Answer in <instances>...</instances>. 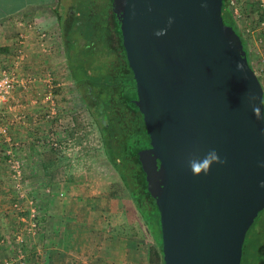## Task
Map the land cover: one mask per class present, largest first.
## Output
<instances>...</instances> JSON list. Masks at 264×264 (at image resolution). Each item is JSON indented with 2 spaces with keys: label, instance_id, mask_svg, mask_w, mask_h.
<instances>
[{
  "label": "water",
  "instance_id": "obj_1",
  "mask_svg": "<svg viewBox=\"0 0 264 264\" xmlns=\"http://www.w3.org/2000/svg\"><path fill=\"white\" fill-rule=\"evenodd\" d=\"M223 2L111 0L135 80L131 107L150 139L133 154L159 213L164 264H240L264 207V121L249 101L255 94L264 112L263 91ZM212 149L226 162L193 175L189 160Z\"/></svg>",
  "mask_w": 264,
  "mask_h": 264
},
{
  "label": "crops",
  "instance_id": "obj_2",
  "mask_svg": "<svg viewBox=\"0 0 264 264\" xmlns=\"http://www.w3.org/2000/svg\"><path fill=\"white\" fill-rule=\"evenodd\" d=\"M52 3L53 0H0V67L12 63L17 22L32 20L39 27L49 30L53 22L49 11L52 10L56 15V6ZM37 47L36 43L29 41L25 48L27 58L18 66V77L27 78L26 83L23 84L21 80L10 98L0 102V125L7 124L12 139L22 146L25 188L27 195L35 199L39 210L40 225L35 236L30 239L26 264H100L105 262L96 250H102L100 239L104 233L98 224L100 215L91 216L85 202L69 193L68 183L55 181L58 171L49 165V150L46 148L49 145L46 142L49 140V121L44 116L49 112V107L41 104L49 100V93L42 95L41 91L46 86L44 80L48 78L40 77L42 75L34 69L42 60L49 62V48L46 53L39 52ZM3 146L4 140L0 137L1 262L14 257L9 240L22 225L11 207L16 192L3 162ZM98 213H101V209ZM262 225L260 228L264 230ZM256 227H259L258 224ZM112 241L114 239L104 248L110 254L118 249L115 244V247L111 244ZM123 245L132 251L126 258L124 250L121 259L130 260L131 264H147L143 250L128 241ZM109 259L113 264H118L117 255H110Z\"/></svg>",
  "mask_w": 264,
  "mask_h": 264
},
{
  "label": "trees",
  "instance_id": "obj_3",
  "mask_svg": "<svg viewBox=\"0 0 264 264\" xmlns=\"http://www.w3.org/2000/svg\"><path fill=\"white\" fill-rule=\"evenodd\" d=\"M85 1L81 0L80 4L72 7L78 8L76 20L69 19L66 23H62V15L56 11L62 44L67 56L69 77L77 92V86L81 85L82 75L85 73V81L91 85L93 90L91 94L94 97L84 95L85 104L83 102L82 104L91 121L98 126L107 161L119 176L153 241V246L148 250L149 264H164L162 243L155 242L152 237L161 236L159 213L155 200L147 194L141 166L133 154L135 149L150 144L141 112L131 107L133 98L137 97L133 73L115 27L111 0H109L108 15L101 14L103 22L93 24L87 19V22L79 27L77 23L81 14L86 12L83 7L93 0ZM88 15L89 18L90 14ZM221 15L223 22L231 26L241 38L227 8V0H224L221 7ZM241 41L250 64L248 50L242 38ZM99 52L105 59L97 64L93 60L95 59L93 55ZM84 58L90 60L84 62ZM84 65H86L85 69ZM263 210L264 207L246 232L240 264H264V230L256 227Z\"/></svg>",
  "mask_w": 264,
  "mask_h": 264
},
{
  "label": "rangeland",
  "instance_id": "obj_4",
  "mask_svg": "<svg viewBox=\"0 0 264 264\" xmlns=\"http://www.w3.org/2000/svg\"><path fill=\"white\" fill-rule=\"evenodd\" d=\"M77 1L53 0L52 5L56 6V11L64 16L69 7H76L81 3V0ZM109 3V0H99L97 6L92 5L97 14L103 13L107 16ZM49 15L53 20L49 26L52 35L49 62L42 60L34 69L39 71V75H42L40 77L49 78L44 80L46 86L41 90L42 95L49 93V90L55 95V98L49 99L47 103H41L46 108L51 103L56 106V114L46 118L48 119L46 121H49V140H44L49 143L46 145L49 150V165L58 171L55 181L68 183L69 193L74 197H79V201L85 202L90 215H100L98 224L104 233L101 234L103 237L100 239L102 250L100 251L99 248L96 250L105 261L100 264H113V261L109 259L110 255H117L118 264H131L130 260L120 258L124 250L126 258L132 251L123 245L125 241L134 243L137 249L143 250L147 264H149L148 250L153 246V241L119 176L107 161L98 126L91 121L69 77L67 56L62 44L57 16L52 10L49 11ZM243 43L247 49V44ZM99 209L101 213H98ZM257 224L259 227L263 226L264 210ZM152 237L155 242L161 241L162 243V236ZM30 239L31 237L26 238V250L30 248ZM111 239H114L111 244H115L118 249L115 250L117 252L110 254L104 248ZM96 240L99 241L98 238ZM12 251H14L13 248Z\"/></svg>",
  "mask_w": 264,
  "mask_h": 264
},
{
  "label": "built area",
  "instance_id": "obj_5",
  "mask_svg": "<svg viewBox=\"0 0 264 264\" xmlns=\"http://www.w3.org/2000/svg\"><path fill=\"white\" fill-rule=\"evenodd\" d=\"M227 8L241 38L247 44L250 65L261 84L264 99V0H227ZM17 25L12 63L0 67V102H6L10 98L21 80L23 84L26 83L27 78H19L17 72L18 66L27 58L25 51L27 43L29 41L36 43L39 52H46L52 45L50 30L39 27L32 20H19ZM48 95L47 99L55 98L50 90ZM54 114L56 106L51 103L45 118ZM0 137L4 140L1 151L3 162L8 169L12 188L16 192L11 207L20 225L22 224L9 240V245L14 249V257L0 261V264H25L26 238L34 236L39 229V210L35 199L27 195L25 188V162L20 142L12 139L7 124L0 125Z\"/></svg>",
  "mask_w": 264,
  "mask_h": 264
},
{
  "label": "flooded vegetation",
  "instance_id": "obj_6",
  "mask_svg": "<svg viewBox=\"0 0 264 264\" xmlns=\"http://www.w3.org/2000/svg\"><path fill=\"white\" fill-rule=\"evenodd\" d=\"M98 3H99V0H95V2H91L90 4H86L85 5L86 7H83V9L86 10V12H84L85 14H81L82 18L80 17V19L77 23L79 25V27H82L83 23L87 22L86 21L87 19H88V21L92 22L93 24H98L99 22H103V19L101 18V14H97V11L95 12L94 8H93V5L97 6ZM76 9L78 10V8H76ZM76 9L69 7L67 14L62 16V18H61L62 23H66V21H68L69 19L76 20V18L78 17V15H77L78 11ZM87 10H90V11H87ZM100 13H102V11H100ZM88 14H90L89 18H88V16H89ZM80 30L84 31L81 28H80ZM83 45H84V41H83ZM101 45H98V46H101ZM93 56L95 58L93 60L97 64H100V62L104 61V59H105L104 56L102 55V53H100V52L98 54H94ZM85 60L89 61L90 58H86V59L84 58V62H85ZM83 68L85 69L86 65H84ZM83 74L84 75H82L81 85L77 86V90H78L77 93H78V96L80 97L81 101L85 104L84 95H86V96L90 95L91 98H93L94 96L91 94V92H93L91 85L85 81V73H83ZM136 94H137V91H136Z\"/></svg>",
  "mask_w": 264,
  "mask_h": 264
},
{
  "label": "clouds",
  "instance_id": "obj_7",
  "mask_svg": "<svg viewBox=\"0 0 264 264\" xmlns=\"http://www.w3.org/2000/svg\"><path fill=\"white\" fill-rule=\"evenodd\" d=\"M169 23H171V18H169ZM165 30H159L156 35H163ZM237 70L243 71V65L237 62ZM262 95V93H261ZM257 97L253 93H249V101L253 108L254 115L258 120L264 121V112L261 111V107L257 106L255 101ZM260 105L264 106V99L260 97ZM264 133V129L261 130ZM225 163L226 161L221 160L215 149L207 152L203 158H193L189 160V166L193 175H200L202 172L207 174L213 163ZM261 186L264 187V181L261 182Z\"/></svg>",
  "mask_w": 264,
  "mask_h": 264
}]
</instances>
